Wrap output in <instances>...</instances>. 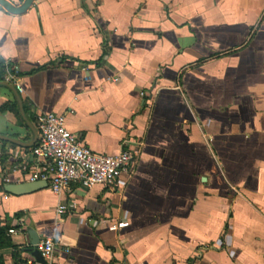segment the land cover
<instances>
[{
  "label": "crops",
  "instance_id": "0c3cea01",
  "mask_svg": "<svg viewBox=\"0 0 264 264\" xmlns=\"http://www.w3.org/2000/svg\"><path fill=\"white\" fill-rule=\"evenodd\" d=\"M0 57L23 89L0 86L3 264H38L30 231L57 245L46 264H264V0L0 5ZM50 113L94 153L139 144L133 173L113 191L8 193L44 168Z\"/></svg>",
  "mask_w": 264,
  "mask_h": 264
},
{
  "label": "built area",
  "instance_id": "2783aa9c",
  "mask_svg": "<svg viewBox=\"0 0 264 264\" xmlns=\"http://www.w3.org/2000/svg\"><path fill=\"white\" fill-rule=\"evenodd\" d=\"M6 75V81L13 84L18 92H23L17 76L18 69ZM39 138L32 150L33 156L42 161L43 169H35L29 175L30 182L45 181L50 184L52 193L62 196L71 184L78 183L91 189L97 186L116 190L123 175L132 174L140 156V145L126 142L124 149L118 155H103L91 151L84 141L71 133L66 125V116L59 114H44L36 117ZM41 166V165H40ZM76 205L73 203L72 207ZM69 211V206L60 205L59 215ZM20 229L9 230L10 235H16ZM36 249L46 262H50L56 252L57 245L51 238L43 239ZM23 264H34L32 260Z\"/></svg>",
  "mask_w": 264,
  "mask_h": 264
},
{
  "label": "water",
  "instance_id": "95a60500",
  "mask_svg": "<svg viewBox=\"0 0 264 264\" xmlns=\"http://www.w3.org/2000/svg\"><path fill=\"white\" fill-rule=\"evenodd\" d=\"M33 2H34V0H26L21 7H13L7 1L0 0V5L5 7L10 13L20 14V13L26 11L32 5ZM1 85L11 87L15 91L16 95H18L16 89L13 86H10L7 82H0V86ZM46 187H47L46 182L37 181V182L23 183L20 185H7L6 191L8 193L14 194V195H23V194H29V193L39 191V190L46 188ZM29 235L32 239L31 244L33 245V248L30 250L32 252V256L34 257L36 263L46 264V261L42 258L40 252L36 249V245H38V243H39V239L36 236V233L34 231H30Z\"/></svg>",
  "mask_w": 264,
  "mask_h": 264
},
{
  "label": "trees",
  "instance_id": "16d2710c",
  "mask_svg": "<svg viewBox=\"0 0 264 264\" xmlns=\"http://www.w3.org/2000/svg\"><path fill=\"white\" fill-rule=\"evenodd\" d=\"M15 66L12 63H7L0 57V82L6 81V75L9 72H14L13 68ZM17 76L21 77L22 73L17 72ZM3 111H13L14 107L11 104H6L1 108ZM14 247L11 238L7 235V228H0V250ZM0 264H3V261L0 257Z\"/></svg>",
  "mask_w": 264,
  "mask_h": 264
}]
</instances>
